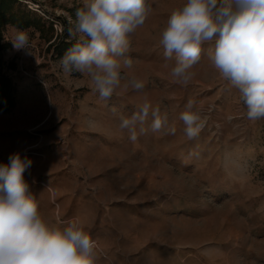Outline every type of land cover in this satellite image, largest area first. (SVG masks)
Wrapping results in <instances>:
<instances>
[{"label": "rangeland", "instance_id": "rangeland-1", "mask_svg": "<svg viewBox=\"0 0 264 264\" xmlns=\"http://www.w3.org/2000/svg\"><path fill=\"white\" fill-rule=\"evenodd\" d=\"M19 1L54 33L27 29L29 53L10 42L17 28L3 30L10 47L0 59L17 105L0 111V164L16 153L32 161L24 178L42 219L61 229L81 224L94 264H264V118H247L208 44L187 85L172 75L175 57H164L160 33L184 0H147L144 24L127 34L133 65L121 67V87L108 99L59 67L55 46L77 42L70 30L83 0ZM131 79L144 87L124 88ZM189 100L206 117L192 140L180 119ZM145 101L168 120L154 132L150 112L133 142L120 117Z\"/></svg>", "mask_w": 264, "mask_h": 264}, {"label": "clouds", "instance_id": "clouds-1", "mask_svg": "<svg viewBox=\"0 0 264 264\" xmlns=\"http://www.w3.org/2000/svg\"><path fill=\"white\" fill-rule=\"evenodd\" d=\"M149 8L147 0H83L70 30L77 42L59 61L63 73L86 76L93 92L111 98L121 87V67L133 65L125 57L127 34L144 24ZM10 42L14 49L31 53L26 29L15 30ZM159 43L166 59L175 57L171 73L185 85L194 75L190 69L201 59L202 46L210 45L208 59L238 90L247 118H264V0H184L171 12ZM123 87L139 90L144 84L131 79ZM194 103L189 100L180 114L189 140L200 134L206 121L193 110ZM150 112L151 129L159 131L168 117L147 101L130 117L121 115L120 128L128 130L131 141L138 138L137 125L140 133L146 131L143 125ZM31 165L19 153L0 164V264H94L93 242L81 224L61 229L42 219L24 178Z\"/></svg>", "mask_w": 264, "mask_h": 264}, {"label": "trees", "instance_id": "trees-1", "mask_svg": "<svg viewBox=\"0 0 264 264\" xmlns=\"http://www.w3.org/2000/svg\"><path fill=\"white\" fill-rule=\"evenodd\" d=\"M7 26H13L17 29H47L49 33H54V26L45 22L34 12L22 7L19 0H0V53L8 49L10 44L3 41V30ZM47 31V32H48ZM75 43L61 41L56 46L58 57L64 54ZM17 105V98L12 80L3 73L2 60L0 59V111H9Z\"/></svg>", "mask_w": 264, "mask_h": 264}]
</instances>
